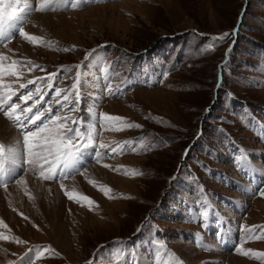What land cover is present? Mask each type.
<instances>
[{"label": "rangeland", "instance_id": "1", "mask_svg": "<svg viewBox=\"0 0 264 264\" xmlns=\"http://www.w3.org/2000/svg\"><path fill=\"white\" fill-rule=\"evenodd\" d=\"M126 1L72 7L70 0L35 11L40 0H30L24 31L37 42L17 32L0 43V65L20 61L15 70L23 73L0 76V102L16 92L9 104L27 107L32 101L25 104L20 95L39 86L45 93L39 107L51 104L55 113V100L80 71L78 110L60 115L96 130L95 148L85 150L79 172L43 179L40 166L47 171L51 164L38 160L17 165L16 179L0 184L7 191L0 264L29 258L31 264H207L201 255L215 248L222 257L215 264H243L230 257L264 264L242 254L264 253V238H256L264 237V0ZM9 3L19 9L24 0H5L6 11ZM56 89L64 91L54 99ZM101 113L123 121L102 127ZM0 117L15 132L0 144L19 139L22 145L20 129L3 112ZM103 188L110 189L107 196ZM217 213L224 231L231 229L228 244L214 243Z\"/></svg>", "mask_w": 264, "mask_h": 264}, {"label": "snow or ice", "instance_id": "2", "mask_svg": "<svg viewBox=\"0 0 264 264\" xmlns=\"http://www.w3.org/2000/svg\"><path fill=\"white\" fill-rule=\"evenodd\" d=\"M19 3V0H17ZM70 3V0H40L38 6L34 9L35 11H48V10H57L61 7L67 6ZM84 3V0H71V6L77 7L80 4ZM8 11L5 10V0H0V43H8L13 38H15L16 33H19V36L24 37L29 42H37L38 38L26 34L24 31V24L27 22V17L30 15L33 10L30 0H24L23 7L17 9L13 6L12 3L7 5ZM228 33H225L220 37H212L213 40H223ZM209 49L214 47V45H209ZM68 49H65L67 51ZM86 57L85 59H87ZM3 57H0V60H3ZM27 63H31L28 61ZM100 61H97L99 65ZM20 65V61H12V65L8 68L0 65V76L12 75L18 76L23 73H18L15 69ZM25 70L32 71L33 69L27 68L24 66ZM80 68V65L76 66ZM70 70V69H69ZM107 73V69H105ZM58 73L54 72L48 75V88L51 89L55 82V77ZM81 76L82 73L77 71L76 73V82L72 84L71 89L63 95L62 99H56L55 103L57 105L56 112L53 113V106L51 104H46L44 107H39V105L44 103V91L41 87L37 86L35 92L29 90L26 93L20 95V99L26 104L28 101H32L31 105L27 107H21L20 104H9V101L12 100V97L16 96V92H12L7 99H4L0 102V112H3L8 119L12 120L14 126L20 129V135H22V145L21 141L17 139L15 146H5L0 144V184L4 183L6 179L12 178L16 179V166L27 163L29 165H35L38 160H43L45 163H50L51 166L45 171L43 165L40 166V176L43 179H62L68 177L70 174H75L79 172L80 165L87 155V148H95L94 137L96 136L95 127H89L87 122L83 119L77 120L75 117L65 115H60V113L75 112L78 110L80 100H81ZM43 82V78H38ZM36 80H28L27 84H35ZM11 88V85L8 86ZM21 89L27 87L26 84L21 83L19 85ZM62 89H56L54 93L55 97H60ZM75 91L76 100L75 104L72 103V92ZM109 88V92H111ZM37 95L40 97L39 100H34L33 96ZM7 105V108L5 107ZM20 109V112L17 111ZM101 120L105 123L102 124V127H108L111 122L123 121L121 117L109 116L107 114H100ZM72 120V124H68V121ZM27 122V123H26ZM126 127H131V125H124ZM138 127V125H137ZM123 130V128L116 129ZM48 133L47 135H42ZM54 133V134H53ZM74 141H76L74 143ZM99 147L101 149L106 148L107 146L104 143H100ZM113 152L116 149H112ZM187 152V150H186ZM97 158L102 154L97 151L95 153ZM54 156L55 159L49 162L48 157ZM35 158V159H34ZM244 159V158H241ZM108 167V165H105ZM24 183V181H19ZM63 187V185H62ZM107 196L110 189L103 188L101 189ZM68 196V199L73 200L74 197L67 192L65 193ZM264 196V191L260 193ZM81 200L88 201L89 206L93 203L88 197L83 196ZM79 202V201H77ZM83 206V205H82ZM91 210V207L89 208ZM205 217L207 212L204 213ZM3 222L0 221V224ZM198 235V234H197ZM264 238V237H256ZM0 239H7L3 235H0ZM24 243L23 241H19ZM32 251L29 249V252ZM243 255H250L257 258H264V253L255 252L253 250H247L242 252ZM28 254L25 253V256ZM23 259V258H22ZM28 264H31V258L28 260Z\"/></svg>", "mask_w": 264, "mask_h": 264}, {"label": "bare ground", "instance_id": "3", "mask_svg": "<svg viewBox=\"0 0 264 264\" xmlns=\"http://www.w3.org/2000/svg\"><path fill=\"white\" fill-rule=\"evenodd\" d=\"M126 2H128V0L126 1ZM121 4V3H120ZM106 6V5H105ZM101 7V6H100ZM99 7V8H100ZM96 8V7H95ZM95 8H93V9H95ZM98 8V7H97ZM107 8V7H106ZM92 9V8H91ZM49 17H50V15H49ZM57 17V16H56ZM62 17V16H61ZM59 18V17H58ZM63 19V18H62ZM64 20V19H63ZM45 21V20H44ZM12 44H10V46H11ZM24 48V47H23ZM6 50H8V49H6ZM0 138H1V140L3 139V141L4 140H6V141H10V140H12L13 138H15V132L13 131V129L12 128H10V126L4 121V119H2L1 117H0ZM98 171V170H97ZM95 173H96V171H94ZM101 173V172H100ZM103 173V172H102ZM98 174V173H97ZM99 175H101V174H99ZM100 177V176H99ZM107 177V176H106ZM114 178V177H113ZM23 179H24V177H23ZM81 179V177L79 178H74L73 180H71V181H76V180H80ZM22 180V179H21ZM70 180V179H69ZM25 181V180H24ZM29 181V180H28ZM114 181H118V179L117 178H115L114 179ZM122 183H124L126 186L127 185H129V182L128 181H121ZM68 183V182H67ZM19 184V183H18ZM24 184V183H23ZM46 185V184H45ZM44 185V186H45ZM48 185V184H47ZM57 185V184H56ZM70 185V184H69ZM23 186V185H22ZM28 185H26L25 187H27ZM19 187V186H18ZM48 187V186H47ZM65 187H67V186H65ZM45 188V187H44ZM46 189V188H45ZM50 189V188H49ZM126 190H128V188L126 189ZM53 191V190H52ZM5 192H7V191H1L0 192V210L2 211H4L5 209V204H4V200L6 199H3L4 197H5V195H4V193ZM49 193V192H48ZM45 194V193H44ZM52 194H53V192H52ZM55 194V193H54ZM57 194V193H56ZM7 195V194H6ZM46 195V194H45ZM48 195V194H47ZM3 196V197H2ZM58 196V195H57ZM56 200V199H55ZM54 200V201H55ZM58 200V199H57ZM8 201H10V200H8ZM53 201V200H52ZM56 202H58V201H56ZM7 203V202H6ZM49 205V204H48ZM55 205V204H54ZM105 205V204H104ZM50 207V206H49ZM48 209H50V208H48ZM262 210H264V206L262 205ZM48 211V210H47ZM50 211V210H49ZM53 212V211H52ZM44 213V212H43ZM4 215V214H3ZM45 216V215H44ZM15 222V221H14ZM231 230V229H230ZM230 230H229V234H230ZM208 232V231H207ZM226 232H228L227 230H226ZM240 233H241V231H240ZM227 235V234H226ZM214 239V238H213ZM217 242V241H216ZM214 243H215V240H214ZM216 244V243H215ZM204 245V244H203ZM217 247V246H216ZM245 247V246H244ZM211 251V250H210ZM212 251H215V252H210V253H207V255L206 256H203V255H201V257H202V259H209V261H211V262H209V263H220L221 261H220V259L222 258L221 257V255L219 254V253H216L217 252V249L215 248V250L214 249H212ZM191 254H193V253H196V251H194V250H192L191 252H190ZM229 257H230V255H229ZM201 259V258H200ZM230 259V261L231 260H235V261H239V262H242L243 264H251V263H248L246 260H241V259H238V258H236V257H230L229 258ZM222 260V259H221ZM227 260H228V257H227ZM206 261V260H205ZM209 263H207V264H209ZM214 263V264H215Z\"/></svg>", "mask_w": 264, "mask_h": 264}]
</instances>
